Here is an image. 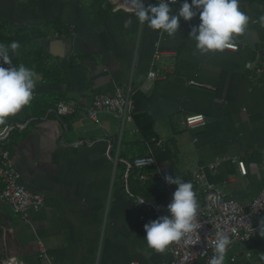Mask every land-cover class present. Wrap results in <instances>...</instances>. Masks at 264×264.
I'll return each instance as SVG.
<instances>
[{
	"label": "crops",
	"instance_id": "obj_1",
	"mask_svg": "<svg viewBox=\"0 0 264 264\" xmlns=\"http://www.w3.org/2000/svg\"><path fill=\"white\" fill-rule=\"evenodd\" d=\"M159 2L147 0L145 6ZM182 3L170 4L174 14ZM239 6L249 16L245 31L235 36L239 48L201 54L189 35L200 23L198 14L191 21L180 18L178 32L169 37L141 23L134 11L113 12L109 0H0V20L42 26L40 44L51 59L41 61L46 67L39 70L54 68L48 77H34L29 109L0 124V131L6 124L23 126L0 140V151H9L20 182L44 197L28 222L0 202V264L5 258L18 264L169 259L168 248L157 252L147 246L144 225L155 219L140 221L145 210L125 189L126 163L146 153L154 161L144 169L149 178L133 174L129 189L150 200L166 197L165 175L182 176L198 167L235 200L258 194L264 184V74L258 72L264 68V0H240ZM157 51L162 54L154 63L162 76L150 82ZM116 89L129 91L133 113L147 114L150 127L139 120L138 128L133 119L121 125L109 113L99 114L98 123L87 117L97 95ZM60 101L79 108L58 117L54 108ZM196 113L205 116V124L186 128L183 118ZM140 128L151 129L152 138ZM234 159L245 162V175ZM214 162L212 171L207 165ZM261 223L264 212L253 221L249 243L228 247L225 264H264ZM42 249L46 257H39Z\"/></svg>",
	"mask_w": 264,
	"mask_h": 264
},
{
	"label": "built area",
	"instance_id": "obj_2",
	"mask_svg": "<svg viewBox=\"0 0 264 264\" xmlns=\"http://www.w3.org/2000/svg\"><path fill=\"white\" fill-rule=\"evenodd\" d=\"M112 8L124 9L127 6V0H109ZM191 1V0H188ZM145 4L147 0H144ZM184 2V0H171L170 4ZM231 50H237L238 44L234 43ZM161 52L157 51L153 55L151 67L147 73L150 82L156 81L162 75L160 69L154 63L161 57ZM258 72L264 74V68L258 69ZM190 84L198 83L190 81ZM79 105L70 101L57 102L54 113L58 117H65L74 114ZM109 113L117 116L121 125L125 120L133 119V102L129 91L116 89L113 94H99L91 104L86 108V114L93 122H99V114ZM205 116L200 113L188 114L183 118V125L186 128L200 127L205 124ZM16 127H23L18 124H6L0 131V140L4 139L10 131ZM159 143V142H158ZM241 174L247 172L245 162L242 159L233 160ZM124 173L125 189L129 196L145 212L139 216L140 221H146L148 216L157 219L161 215H168L167 205L171 202L175 185H169L164 177L161 180V186L166 191V197L159 201H153L139 194H135L129 189V179L134 174L139 180H146L149 174L144 171L145 168L154 164L153 157L146 153L134 158L126 163ZM217 162L207 165L215 171ZM151 177V173H150ZM184 182H191L193 190L197 194L199 208L197 211L196 223L199 225L197 230L186 234V236L170 246L168 251L170 258L159 264H195L202 260L205 264L215 254L214 241L218 234L227 235L231 244H245L251 241L256 227L253 221L264 212V184L256 196L250 200L238 201L228 196L227 193L210 183L206 179L204 168L198 167L186 175L178 176ZM175 178V176L173 177ZM0 202L7 204L13 212L24 222L29 221V213L38 211L44 206V197L40 193L29 191L19 180V175L14 168L9 151L7 149L0 151ZM148 214V215H147ZM230 244V245H231ZM248 255H250L248 253ZM39 257H46L45 249L39 253ZM237 256H232L231 261H235ZM3 264H18L13 258L2 259ZM130 264H140L138 261H131ZM225 264V263H224Z\"/></svg>",
	"mask_w": 264,
	"mask_h": 264
},
{
	"label": "clouds",
	"instance_id": "obj_3",
	"mask_svg": "<svg viewBox=\"0 0 264 264\" xmlns=\"http://www.w3.org/2000/svg\"><path fill=\"white\" fill-rule=\"evenodd\" d=\"M170 3L171 0H160L155 5L148 3L146 7L144 0H127L123 10L134 11L141 23L147 22L150 28L161 30L169 37L178 32L180 18L191 21L198 14L200 23L192 27L189 35L196 41L195 47L201 54L233 48L235 36L242 34L249 23V16L240 10V0H191V3L184 0L178 14L172 12ZM112 11H120V8ZM19 48L18 41H12L8 46L0 44V124L33 100L35 73L22 64L12 66L10 52L16 53ZM164 179L169 185L176 186L167 205L169 214L144 225L147 246L157 252H164L199 227L196 223L199 204L192 183L184 182L178 176L165 175ZM230 244L227 235L218 234L214 241L215 254L209 264H224Z\"/></svg>",
	"mask_w": 264,
	"mask_h": 264
},
{
	"label": "trees",
	"instance_id": "obj_4",
	"mask_svg": "<svg viewBox=\"0 0 264 264\" xmlns=\"http://www.w3.org/2000/svg\"><path fill=\"white\" fill-rule=\"evenodd\" d=\"M41 28V25L32 24L14 26L7 21L0 20V44L4 43L5 46H8L12 41H18L20 48L16 53L10 52L12 66L19 67L22 64L26 68L31 69L35 73V76L44 78L54 68H51L52 66L48 67V70L45 73L39 70L46 67L45 65L41 66V61L45 63L46 60L51 59V56L40 44V38L43 35V33L40 31ZM5 67H8V65H5ZM36 68H38L37 70L39 71H36ZM26 107L29 109L28 106ZM147 116V114L135 115L133 113V120L138 123V128L139 120L145 121V124L149 125V127L151 126L150 121L147 120L146 122V118H148ZM139 130L148 140L152 138V134L150 133L151 129L140 128Z\"/></svg>",
	"mask_w": 264,
	"mask_h": 264
}]
</instances>
